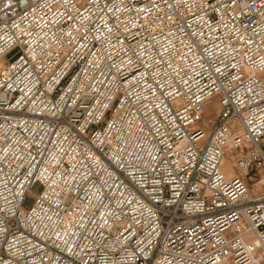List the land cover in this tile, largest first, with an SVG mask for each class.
Returning a JSON list of instances; mask_svg holds the SVG:
<instances>
[{"label":"built area","instance_id":"2783aa9c","mask_svg":"<svg viewBox=\"0 0 264 264\" xmlns=\"http://www.w3.org/2000/svg\"><path fill=\"white\" fill-rule=\"evenodd\" d=\"M260 172L264 0H0V264H264Z\"/></svg>","mask_w":264,"mask_h":264},{"label":"rangeland","instance_id":"374dc122","mask_svg":"<svg viewBox=\"0 0 264 264\" xmlns=\"http://www.w3.org/2000/svg\"><path fill=\"white\" fill-rule=\"evenodd\" d=\"M232 172H233V170H232ZM258 176L261 179L260 182H262V180H264V172H260ZM256 180L257 179L252 178V177L249 180L250 181V183H249L250 191H251V194L254 195V196L264 192V184H263V186L260 187L259 190L256 189V184H258V183H256ZM38 189H39L38 186L33 187V189L31 190V194L25 200V203H24L25 207H30L32 205L33 195H35L37 193Z\"/></svg>","mask_w":264,"mask_h":264},{"label":"bare ground","instance_id":"6f19581e","mask_svg":"<svg viewBox=\"0 0 264 264\" xmlns=\"http://www.w3.org/2000/svg\"><path fill=\"white\" fill-rule=\"evenodd\" d=\"M222 168L228 178L233 177L235 175V173L232 172V163L230 161L224 160L222 164ZM263 184H264V180L256 184V189L259 190Z\"/></svg>","mask_w":264,"mask_h":264}]
</instances>
